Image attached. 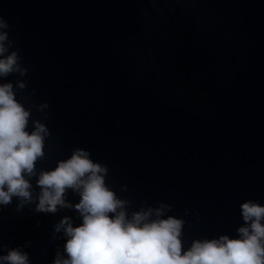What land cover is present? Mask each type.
Returning <instances> with one entry per match:
<instances>
[{
  "label": "water",
  "instance_id": "1",
  "mask_svg": "<svg viewBox=\"0 0 264 264\" xmlns=\"http://www.w3.org/2000/svg\"><path fill=\"white\" fill-rule=\"evenodd\" d=\"M0 15L28 69L0 82L25 81L28 130L40 120L51 133L38 171L90 152L129 215L171 206L185 250L237 238L241 204L264 206V0H0ZM19 204L0 206V255L54 264L66 243L55 225L82 219Z\"/></svg>",
  "mask_w": 264,
  "mask_h": 264
},
{
  "label": "clouds",
  "instance_id": "2",
  "mask_svg": "<svg viewBox=\"0 0 264 264\" xmlns=\"http://www.w3.org/2000/svg\"><path fill=\"white\" fill-rule=\"evenodd\" d=\"M9 30L0 15V81L28 74L19 53L10 51L14 42ZM27 86L23 80L15 85L0 82V206L16 198L18 211L35 204L36 213L71 209L79 214V226L69 216L55 225L54 233H63L66 243L63 253L57 251L54 264H264V206L258 202L241 204L244 223L237 229V238L197 239L185 250V221L167 215L171 206L142 207L129 215V201L110 190L105 179L109 169L94 162L90 152L77 148L54 170L38 171L37 162L45 156V139L51 133L40 120L32 121V131L28 130L32 112L16 98V89ZM33 107L44 113L49 105ZM33 178L40 189L36 195ZM69 190L80 197L78 203L67 200ZM0 264L30 261L26 252L15 248L0 255Z\"/></svg>",
  "mask_w": 264,
  "mask_h": 264
}]
</instances>
